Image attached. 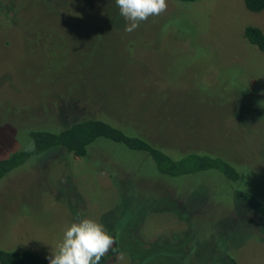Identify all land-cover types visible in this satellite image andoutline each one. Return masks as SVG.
I'll use <instances>...</instances> for the list:
<instances>
[{
	"label": "rangeland",
	"instance_id": "374dc122",
	"mask_svg": "<svg viewBox=\"0 0 264 264\" xmlns=\"http://www.w3.org/2000/svg\"><path fill=\"white\" fill-rule=\"evenodd\" d=\"M0 5L2 157L32 148L30 129L101 118L175 157L242 167L239 183L214 170L171 179L106 140L81 159L47 151L0 180V250L48 261L80 213L117 233L108 264H264V218L233 194L264 201V54L243 37L248 25L264 33V11L167 0L128 33L115 0Z\"/></svg>",
	"mask_w": 264,
	"mask_h": 264
},
{
	"label": "trees",
	"instance_id": "16d2710c",
	"mask_svg": "<svg viewBox=\"0 0 264 264\" xmlns=\"http://www.w3.org/2000/svg\"><path fill=\"white\" fill-rule=\"evenodd\" d=\"M178 1L193 3L199 0ZM243 3L249 12L261 13L264 11V0H243ZM0 15H2L1 5ZM243 37L250 45L264 54V33L261 29L248 25L244 28ZM27 139L32 140V148L28 150L12 149L13 151L10 150L11 152L4 157L0 155V180L31 157L39 156L47 151L62 149L66 154L81 159L90 154L91 146L98 140H106L119 144L128 151L142 154L147 161L154 165L159 174L171 179L214 170L233 183L241 181L242 167L226 161L223 157L206 152H189L175 157L168 154L162 146L142 137L140 132L124 131L101 118L80 119L60 127L52 124L48 128L30 129ZM233 194L243 208H248L259 217L264 218V201L256 198L239 185ZM109 234L113 236L115 243L112 249L101 258L99 264H108L114 261L119 254L117 233L112 231ZM0 264H48V261L30 250L16 252L0 250ZM223 264L238 263L233 256L227 254Z\"/></svg>",
	"mask_w": 264,
	"mask_h": 264
},
{
	"label": "clouds",
	"instance_id": "9594fccd",
	"mask_svg": "<svg viewBox=\"0 0 264 264\" xmlns=\"http://www.w3.org/2000/svg\"><path fill=\"white\" fill-rule=\"evenodd\" d=\"M119 14L127 22L125 31L136 30L149 17L167 10V0H115ZM78 215L63 231L56 251L48 257V264H99L113 247L115 240L105 226L94 219Z\"/></svg>",
	"mask_w": 264,
	"mask_h": 264
}]
</instances>
